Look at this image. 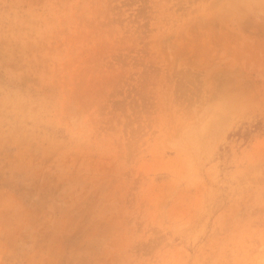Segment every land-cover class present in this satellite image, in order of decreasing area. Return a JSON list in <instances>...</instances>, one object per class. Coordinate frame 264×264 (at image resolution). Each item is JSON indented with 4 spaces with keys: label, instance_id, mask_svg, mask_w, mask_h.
<instances>
[{
    "label": "rangeland",
    "instance_id": "374dc122",
    "mask_svg": "<svg viewBox=\"0 0 264 264\" xmlns=\"http://www.w3.org/2000/svg\"><path fill=\"white\" fill-rule=\"evenodd\" d=\"M0 264H264V0H0Z\"/></svg>",
    "mask_w": 264,
    "mask_h": 264
}]
</instances>
